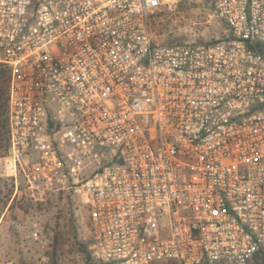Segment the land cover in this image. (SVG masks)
<instances>
[{
    "label": "built area",
    "instance_id": "obj_1",
    "mask_svg": "<svg viewBox=\"0 0 264 264\" xmlns=\"http://www.w3.org/2000/svg\"><path fill=\"white\" fill-rule=\"evenodd\" d=\"M171 1L0 0L8 158L72 161L96 264H264V0L165 45Z\"/></svg>",
    "mask_w": 264,
    "mask_h": 264
},
{
    "label": "rangeland",
    "instance_id": "obj_2",
    "mask_svg": "<svg viewBox=\"0 0 264 264\" xmlns=\"http://www.w3.org/2000/svg\"><path fill=\"white\" fill-rule=\"evenodd\" d=\"M171 4L153 24L159 43L211 44L229 34L211 0ZM72 164L63 153L46 168L37 155L17 165L0 157V264H96L90 213L75 192Z\"/></svg>",
    "mask_w": 264,
    "mask_h": 264
},
{
    "label": "trees",
    "instance_id": "obj_3",
    "mask_svg": "<svg viewBox=\"0 0 264 264\" xmlns=\"http://www.w3.org/2000/svg\"><path fill=\"white\" fill-rule=\"evenodd\" d=\"M164 11L165 10H163L162 13ZM162 13L158 15V18L162 16ZM166 45H174V44H166ZM9 84H10L9 67L0 65V157H6L8 156L9 153V143H10L9 123H8L9 122L8 121ZM162 262L167 264H175L173 261H162ZM156 264H161V262Z\"/></svg>",
    "mask_w": 264,
    "mask_h": 264
}]
</instances>
